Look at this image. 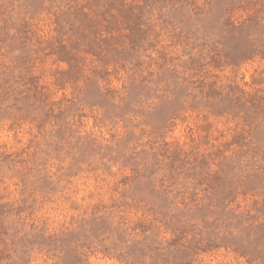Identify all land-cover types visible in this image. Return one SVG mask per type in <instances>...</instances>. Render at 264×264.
<instances>
[{
	"label": "rangeland",
	"instance_id": "374dc122",
	"mask_svg": "<svg viewBox=\"0 0 264 264\" xmlns=\"http://www.w3.org/2000/svg\"><path fill=\"white\" fill-rule=\"evenodd\" d=\"M0 264H264V0H0Z\"/></svg>",
	"mask_w": 264,
	"mask_h": 264
}]
</instances>
